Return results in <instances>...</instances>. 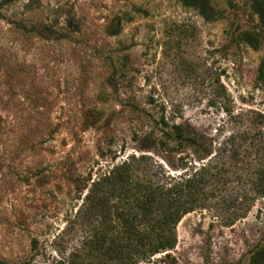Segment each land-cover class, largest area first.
Wrapping results in <instances>:
<instances>
[{"label":"rangeland","instance_id":"rangeland-1","mask_svg":"<svg viewBox=\"0 0 264 264\" xmlns=\"http://www.w3.org/2000/svg\"><path fill=\"white\" fill-rule=\"evenodd\" d=\"M231 1L210 0L211 18L182 0L2 7L0 261L80 258L82 186L131 155L142 175L179 173L193 150L167 133L183 124L223 169L222 199L138 264H264V196L240 186L264 161V30L252 0Z\"/></svg>","mask_w":264,"mask_h":264},{"label":"trees","instance_id":"trees-1","mask_svg":"<svg viewBox=\"0 0 264 264\" xmlns=\"http://www.w3.org/2000/svg\"><path fill=\"white\" fill-rule=\"evenodd\" d=\"M182 1L207 18L214 14L210 0ZM252 6L264 30V0H252ZM242 36L254 45L258 41L252 33ZM167 136L178 146H190L193 160L181 157L179 173L164 171L162 176L147 177L134 167L136 161L146 159L145 155H131L83 185L81 191L87 192L82 214L91 225L90 232L84 236L80 258L56 264H138L158 253L169 254L177 244V225L182 217L222 199L216 194V184L223 169L213 161L212 150L202 138L183 124H173ZM240 186L251 190L255 198L264 196L263 159Z\"/></svg>","mask_w":264,"mask_h":264},{"label":"water","instance_id":"water-1","mask_svg":"<svg viewBox=\"0 0 264 264\" xmlns=\"http://www.w3.org/2000/svg\"><path fill=\"white\" fill-rule=\"evenodd\" d=\"M9 0H2L0 2V10L2 9V7L8 2Z\"/></svg>","mask_w":264,"mask_h":264}]
</instances>
